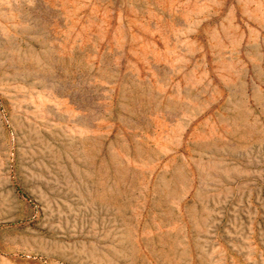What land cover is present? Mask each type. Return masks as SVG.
<instances>
[{"label": "rangeland", "instance_id": "1", "mask_svg": "<svg viewBox=\"0 0 264 264\" xmlns=\"http://www.w3.org/2000/svg\"><path fill=\"white\" fill-rule=\"evenodd\" d=\"M0 264H264V0H0Z\"/></svg>", "mask_w": 264, "mask_h": 264}]
</instances>
